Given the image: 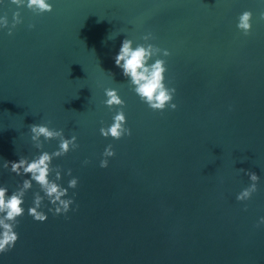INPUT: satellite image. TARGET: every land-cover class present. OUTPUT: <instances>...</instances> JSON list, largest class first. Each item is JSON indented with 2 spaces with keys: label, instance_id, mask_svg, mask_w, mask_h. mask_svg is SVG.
Masks as SVG:
<instances>
[{
  "label": "water",
  "instance_id": "1",
  "mask_svg": "<svg viewBox=\"0 0 264 264\" xmlns=\"http://www.w3.org/2000/svg\"><path fill=\"white\" fill-rule=\"evenodd\" d=\"M49 2L42 15L0 2L9 25L15 11L23 19L12 35L0 28V186L11 194L30 178L3 161L58 150L55 139L34 146L33 124L78 137L79 149L52 164L63 187L79 184L67 215L45 199L48 220L38 222L27 211L41 191L33 182L19 240L0 264H264V0ZM249 10L245 36L238 17ZM149 32L172 53L160 58L176 110H151L115 65L124 39L135 46ZM108 88L126 102L130 137L100 133L119 111L104 103ZM109 144L116 155L101 168ZM248 171L258 191L238 201Z\"/></svg>",
  "mask_w": 264,
  "mask_h": 264
},
{
  "label": "clouds",
  "instance_id": "2",
  "mask_svg": "<svg viewBox=\"0 0 264 264\" xmlns=\"http://www.w3.org/2000/svg\"><path fill=\"white\" fill-rule=\"evenodd\" d=\"M2 2V0H0ZM11 3L18 8L27 7L33 13L42 15L52 12L53 5L49 0H11ZM253 12L244 11L238 17V29L245 35H251L253 24ZM259 20L264 21V12L259 14ZM23 23L20 11L13 13L11 25L7 14L0 16V28H7L8 35H12L14 29ZM29 28H35V24H30ZM144 43L134 46V41L124 39L119 53L114 57L115 65L122 70L123 75L128 78L134 92L139 96L142 102L146 103L153 111L163 112L169 107L176 110L178 105L173 102L177 89L169 88L166 84V73L168 71L167 61L160 58L169 57L172 55L168 49H162L155 44L149 43L155 39V36L149 32L142 37ZM155 58V59H154ZM154 59V62H152ZM107 96L104 102L110 109L119 107V111L113 117V123L108 127H101L100 133L103 137H112L116 140L122 139L124 136H131L132 131L126 127L127 117L124 112L126 102L121 98L117 89H105ZM31 140L37 149L44 148V141L58 140V150L49 153L42 151L33 159L21 156L19 161H3V169L10 170L16 176H28L29 179H23L17 189L9 194L7 185L0 186V255L10 251L15 247L19 240V233L15 230L19 225V217L25 214V196L29 190L33 188V182L40 186L41 191L34 194L32 207L28 208V214L38 222H46L48 215L41 209L46 207L45 199L50 202L52 207L48 208L49 212L54 215H67L71 211V206L75 203V193L72 198L69 196V189H76L79 184V179L73 177L68 182V187H63L58 181L62 179L63 169L60 166L53 167L54 158L66 156L70 151L79 149L80 145L77 142L78 137L66 138L64 130H55L44 124H33L30 126ZM43 138V140H42ZM116 152L111 144L104 150V159L100 161L101 168L109 167L110 157H114ZM85 164L90 161L85 160ZM245 172L244 169H240ZM55 173V179H52V174ZM246 174L252 181L251 185L245 188L237 196L238 201L250 200L254 193L258 191V182L260 177L255 173L248 171ZM67 175L72 176V170H67ZM246 210V209H245ZM264 224V217L260 218L259 225Z\"/></svg>",
  "mask_w": 264,
  "mask_h": 264
}]
</instances>
